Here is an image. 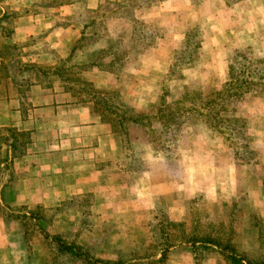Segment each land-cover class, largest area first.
I'll return each mask as SVG.
<instances>
[{
    "label": "rangeland",
    "instance_id": "1",
    "mask_svg": "<svg viewBox=\"0 0 264 264\" xmlns=\"http://www.w3.org/2000/svg\"><path fill=\"white\" fill-rule=\"evenodd\" d=\"M188 41L192 60L174 70ZM237 52L254 77L228 75ZM231 78L217 111L211 98ZM81 80L143 125L113 131ZM62 95L117 135L102 151L110 174L91 194L57 201L45 188L13 206L9 155L36 137L0 126V264H90L54 240L118 264H227V247L264 259V0H0V113L52 111L42 103Z\"/></svg>",
    "mask_w": 264,
    "mask_h": 264
},
{
    "label": "crops",
    "instance_id": "2",
    "mask_svg": "<svg viewBox=\"0 0 264 264\" xmlns=\"http://www.w3.org/2000/svg\"><path fill=\"white\" fill-rule=\"evenodd\" d=\"M62 96L63 99L42 103L46 110L55 106L52 111H28L26 115L24 111L8 108L0 113V126L31 130L36 137L19 155H9L16 166L11 173L16 184H6L4 202L14 206L32 200L37 204L46 194L45 188L50 189V197L57 201L62 196L75 195L76 191L91 194L93 186H97L94 184L110 174L102 151L106 149L105 140L112 137L115 142L117 135H110L108 124L89 108ZM113 144V150L118 149L117 143ZM50 181L52 184L47 187ZM73 185V191H62Z\"/></svg>",
    "mask_w": 264,
    "mask_h": 264
},
{
    "label": "trees",
    "instance_id": "3",
    "mask_svg": "<svg viewBox=\"0 0 264 264\" xmlns=\"http://www.w3.org/2000/svg\"><path fill=\"white\" fill-rule=\"evenodd\" d=\"M85 36V34H84ZM191 41H188L186 43V45L184 46L183 48V52H182V55L176 59V62H175V65H174V70L175 68H178V64L181 62L182 65L185 64L186 62L192 60V51L194 50V46H191ZM195 43H197L195 41ZM76 49V46L72 47L71 48V53L74 52V50ZM111 53V51H109ZM111 62V61H110ZM93 65V63H91ZM88 64L84 65V66H87ZM107 65H110L109 63ZM249 65V59L246 55H242L240 52H237L234 56V61L231 65H229V69H228V75L230 77H234L236 78L235 80H237L239 77H244L245 75H248V76H255V70L254 72L250 73L247 71V69L249 71H252L250 68H247L246 66ZM61 68L59 67L58 69H56V73L61 75V72H64L60 70ZM66 71V69H65ZM235 72V74L233 75V72ZM244 82H246V80H243L240 82V85H242ZM81 84L84 86L85 88V93L86 95L90 96V99H88L89 101H93V103L95 105H98V104H101L102 105V108H103V111L102 112H105V113H102L101 111L99 112V116L104 118V116H109V115H113L115 120L114 123L116 124L117 128L114 129L113 131L115 132H119L121 134H124L126 135L127 134V126L132 124V125H139V126H142L143 123L141 121V118L135 114H132L130 113L131 111H129V108L117 101V97L115 98L114 100V108L112 109L111 107L109 106H105L104 103H105V100L106 99H109L110 97L106 98L104 100V97L100 96L99 93L97 91L94 90V88H90V86H92L89 82L85 81V80H81ZM235 86V83L233 82L232 78L227 82V80L224 82V86L221 90L219 91H216V93H214V95L212 96L213 98H211V101L210 103L213 104L215 106V102H217L216 104H220L219 105V108H216L217 111H224V106L222 103L223 101H228L230 102V99H227L226 97H231L230 95V90ZM225 92L227 94H225ZM114 96H112L113 98ZM104 106L106 107V109H104ZM209 107V106H208ZM208 107H203L205 110H209ZM107 110V111H105ZM117 110V111H116ZM210 111H212V109H210ZM209 111V112H210ZM205 115H208V119L211 120L212 122V115L213 113H208V114H204ZM221 116V115H220ZM218 117L220 118L217 123H220V122H223V120L225 121H230L229 119H221L222 117ZM101 119V118H100ZM102 120V119H101ZM217 123L213 124V125H210L211 127L215 129H217L216 131L218 132H224V129L221 131V129L219 128V126H217ZM178 127V126H176ZM163 128H168L167 126H163ZM226 129L228 132H229V135H232V131L234 130L237 135H242V133H240V131H236L233 127L227 125L226 126ZM176 129V128H175ZM165 130V129H164ZM232 130V131H231ZM168 131V130H167ZM234 135V134H233ZM248 146L245 145L242 147V149H244V151H249ZM251 152V150H250ZM237 153H239L237 151ZM55 241V246L57 248V252H66L68 254H71L75 257H78L80 259H84L86 262L90 263V264H118L117 261L115 262H112L110 260H104V259H99V258H93L90 257L89 253L84 249H82L81 246H78V245H72V244H68V243H65L63 241H60V240H54ZM226 250H228V252L226 253V262L227 264H264V259H256V258H251V257H248V256H245V255H238V253H236L232 248L230 247H227Z\"/></svg>",
    "mask_w": 264,
    "mask_h": 264
}]
</instances>
